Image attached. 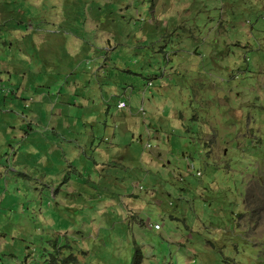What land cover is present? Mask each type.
Masks as SVG:
<instances>
[{
    "label": "rangeland",
    "instance_id": "obj_1",
    "mask_svg": "<svg viewBox=\"0 0 264 264\" xmlns=\"http://www.w3.org/2000/svg\"><path fill=\"white\" fill-rule=\"evenodd\" d=\"M54 263L264 264V0H0V264Z\"/></svg>",
    "mask_w": 264,
    "mask_h": 264
},
{
    "label": "built area",
    "instance_id": "obj_2",
    "mask_svg": "<svg viewBox=\"0 0 264 264\" xmlns=\"http://www.w3.org/2000/svg\"><path fill=\"white\" fill-rule=\"evenodd\" d=\"M118 106L119 107H124L125 106V102L124 101H120ZM155 227H157V225H155Z\"/></svg>",
    "mask_w": 264,
    "mask_h": 264
},
{
    "label": "trees",
    "instance_id": "obj_3",
    "mask_svg": "<svg viewBox=\"0 0 264 264\" xmlns=\"http://www.w3.org/2000/svg\"><path fill=\"white\" fill-rule=\"evenodd\" d=\"M55 264V263H54Z\"/></svg>",
    "mask_w": 264,
    "mask_h": 264
}]
</instances>
